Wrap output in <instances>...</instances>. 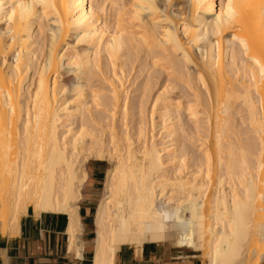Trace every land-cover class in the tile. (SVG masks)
Masks as SVG:
<instances>
[{
    "label": "bare ground",
    "instance_id": "6f19581e",
    "mask_svg": "<svg viewBox=\"0 0 264 264\" xmlns=\"http://www.w3.org/2000/svg\"><path fill=\"white\" fill-rule=\"evenodd\" d=\"M217 1L117 2L110 28L101 25L97 0H0V234L15 235L28 207L36 215L64 213L68 250L81 257L86 165L107 159L93 211L92 264H115L120 245L146 242L189 247L202 264L264 261V0H232L233 18L229 0ZM69 34L85 47L67 56ZM124 48L145 52L154 66L166 61L171 73L185 75L188 85L196 80L202 92L194 91L195 105L183 106L167 93L169 85L162 88L148 120L139 110L135 139L111 109L107 143L104 127L101 135L87 129L93 107L107 104L81 77L97 66L92 51L114 62ZM65 66L76 78L68 100L62 98L69 88L58 82ZM110 85L117 102L122 84ZM238 103L245 131L231 118ZM182 113L202 133L192 165L180 152ZM97 114L95 121L103 120ZM148 122L159 127L157 136H149Z\"/></svg>",
    "mask_w": 264,
    "mask_h": 264
},
{
    "label": "rangeland",
    "instance_id": "374dc122",
    "mask_svg": "<svg viewBox=\"0 0 264 264\" xmlns=\"http://www.w3.org/2000/svg\"><path fill=\"white\" fill-rule=\"evenodd\" d=\"M112 1H115L116 3H112ZM120 1L121 0H110V1L109 0L108 1L107 0H103V1L97 0V4H100L103 7L102 8L103 10L101 13L102 14L101 25L103 23H105L110 28L113 27L114 22H115L116 17H117V14H118V11L120 9L121 3L126 5V7H127V5H128V7L130 6L129 4H130L131 0H122L121 3H119ZM217 2L219 3V0ZM143 15L145 18L144 13H143ZM125 18H127V16ZM40 22H44V21L40 20ZM41 24L44 25V23H41ZM49 25L51 27H53V22H51V20H49ZM78 43L79 42H77L75 35L69 34L65 39V45H63L64 50L62 49L63 52L68 56L72 53H75L76 51L77 52L81 51L85 47L84 46L85 44L81 43V42L79 44ZM65 47H67V48H65ZM37 52L38 51H36V56H35V58H37V59L34 60L35 64H38V62H40V59H41L39 57L40 52H38V53ZM132 52L133 51H131L130 49L124 48L122 51L123 56L119 59L120 61L116 60L113 62V60H111L105 52L99 51L97 53L96 50L92 51L91 55H92L94 60L96 58V60L95 61L93 60V61H94V63H97V66L96 65L92 66L90 68V70L87 69V71H85L81 77V82L84 85V87H87L86 89H88L89 92H90V90L91 91L95 90L96 92H99V94L102 95L101 98L103 100V101H101V99H99L100 103L106 102V104H107V105L100 104V105H98L99 107L98 106H96L95 108L93 107V110H92V112H94L93 116L95 117L96 115H98L97 113L99 112V115L102 114V115H100V118L103 120L96 122L94 117H93L94 119L92 117H90V119H89V121H90L89 127L90 128L89 127L87 128L88 130L90 129L88 131L89 134L93 133L92 135H96V134H100L101 128L104 127L103 129H104L105 133L103 132L102 135L101 134L100 135L103 137L104 140H106L105 142H107V143H108L107 137L109 138L107 123L110 121V118H111L110 114L112 111L113 112L116 111L115 112V119H116V123H118L117 125L122 129L124 128V126L128 130L130 129L129 132L132 133L130 135H134L132 137L135 139L136 135L134 133V130L136 132L135 126L137 125L136 124L137 121H139V112H140L139 110L140 109L144 110V112H145L144 118L146 120H148V118L151 116V112L153 111L152 106L154 105V101H156L155 100L156 97L158 96V94L161 93V91L165 87H167L168 85H169L168 87H170L172 85L170 87V89L168 87L165 88L167 90V93L172 98H179L182 101V103L184 104L183 106H186L187 103L188 104L194 103V105H195V103H197V102H196V98L194 96V91L196 92L198 90L199 93L202 92V89H201L202 87L199 85L198 82H195L196 80L193 81L194 83L192 82L193 85L191 86L192 83L191 84L189 83L190 85H188V82L186 79L187 77L185 75H183L185 77L181 76V74H178V75L176 74V76H175V73L174 74L171 73L170 72L171 70L168 67L166 61L163 62V60H162V62H160L161 61L160 60L157 62V66H154L153 62H152L153 58L150 59V56L149 57L147 56V58H145L146 55H148L145 52H142L140 54L138 53V55H136L137 53L135 55H133ZM158 63H160V64H158ZM161 63H162L163 68L161 66ZM94 67H96V68L94 69ZM165 68H167V69H165ZM60 75L61 76L59 77L58 82H60L61 84L65 83L64 85L66 86V89H67V87L68 88L71 87V85L76 81L74 74L72 73V71H70V67L69 68H67L66 66L63 67L60 71ZM118 76H120L119 77L120 80L117 79ZM27 79H29V81H30V78H27ZM113 81L115 82V84L118 83V85H120V82L122 84L120 86L122 88V89L120 88V90H122V91L120 94V98L117 100V102H114V101L111 102V100H113V98H111L113 96V92H112V90L110 91V89H112V85H110V84H114ZM147 82H148V84H147ZM26 84H28V83H25V87L27 86ZM145 85H146V87H145ZM187 85L190 87H188ZM148 87H150L149 93L147 90ZM168 90H170V91H168ZM144 91H146V93ZM71 92L72 91H70V88H69V92L64 93L62 100H65V99L68 100L69 98L71 99V97H72ZM144 93L147 94L146 97L144 96ZM121 95L126 97V100L122 99ZM105 96L109 99H107ZM179 96H181V97H179ZM106 100L108 101V103ZM123 100H125V101H123ZM123 102H126L125 105H127L128 107L124 106ZM110 104H113V105L116 104L117 106L114 105L115 108H113L114 106H112ZM196 105L198 106L197 110L201 113L203 111V108H202L203 105L200 103L196 104ZM110 106H111V108H109ZM123 108H124V110L128 109V111L127 110L123 111ZM111 109H113V110L111 111ZM123 112L124 113L128 112V113L127 114L125 113L123 115ZM125 115H127V116H125ZM202 115L204 116V114H200L199 116L203 119ZM124 116H125V118H123ZM231 118H232L233 124H234L236 129L239 130V128H240V130L241 129L244 131L247 130V124H246V121L244 118L243 111L241 110V105L239 103L235 104V106H233ZM157 121L158 120L156 119L155 122H157ZM178 121H180V122H178V124L181 123V124H179L181 126L178 130V134H180L179 135L180 137L178 136V138H179V142H181L180 143V152L183 151L186 154L185 157H186L188 164L192 165V163H194V161L197 160L200 156V150H198V146L202 143V140H201L202 137H200L201 136L200 134H202V133L199 132V134L198 133L196 134L195 125L193 124L194 122H193V120H190V118L187 116V114L182 113ZM202 121L203 120H201V123H202ZM80 122L81 121H78V123H80ZM147 127H148L147 129L149 131V136L151 134H154L157 136V134L159 132L158 126H156V128H153V127L151 128V125L148 122ZM87 136H88L87 141H89L90 135H87ZM200 140H201V142H200ZM106 160L107 159L102 160V161L98 160L99 162H101L104 165V168H105L104 171H106V169L108 168V163ZM91 161L93 162L95 160H91ZM93 170L95 172L100 173L102 169H101V167H94ZM103 176H105V172L102 174V177ZM102 177H101V179L95 181V186L97 187L98 192L93 194L94 199H93V203H92L93 207L91 209V221L93 219V211H94L95 206L98 202V199L101 195L102 185H103V181H104V177H103V180H102ZM92 181H94V180H92ZM101 182H102V184H101ZM84 191H85V189H84ZM200 259L203 261V256H200ZM261 264H262V262H261Z\"/></svg>",
    "mask_w": 264,
    "mask_h": 264
},
{
    "label": "crops",
    "instance_id": "0c3cea01",
    "mask_svg": "<svg viewBox=\"0 0 264 264\" xmlns=\"http://www.w3.org/2000/svg\"><path fill=\"white\" fill-rule=\"evenodd\" d=\"M94 167H101V172H95ZM86 169L89 182L84 188L85 191L83 190V199L79 204L82 256L77 257L68 250L66 214L44 211L36 215L28 207L27 213L20 218L15 235L0 234V264H92L93 194L98 192L95 181L101 179L105 168L101 162L95 160L91 163L88 161ZM115 264H202V260L200 254L189 247L146 242L140 247L120 245L116 251Z\"/></svg>",
    "mask_w": 264,
    "mask_h": 264
},
{
    "label": "snow or ice",
    "instance_id": "6c2138e0",
    "mask_svg": "<svg viewBox=\"0 0 264 264\" xmlns=\"http://www.w3.org/2000/svg\"><path fill=\"white\" fill-rule=\"evenodd\" d=\"M228 14L230 18H233L235 16V13L233 12V9H232V0H229V3H228ZM9 19H11V17H9ZM233 39H235V37H233ZM244 43H245L244 41H241V44H244ZM246 47L247 46L245 45V48ZM262 72H264V69H262Z\"/></svg>",
    "mask_w": 264,
    "mask_h": 264
},
{
    "label": "trees",
    "instance_id": "16d2710c",
    "mask_svg": "<svg viewBox=\"0 0 264 264\" xmlns=\"http://www.w3.org/2000/svg\"><path fill=\"white\" fill-rule=\"evenodd\" d=\"M92 161L90 160L89 163H91Z\"/></svg>",
    "mask_w": 264,
    "mask_h": 264
}]
</instances>
